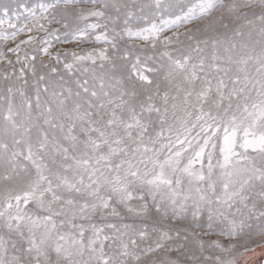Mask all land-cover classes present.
I'll use <instances>...</instances> for the list:
<instances>
[{
  "label": "snow or ice",
  "instance_id": "obj_1",
  "mask_svg": "<svg viewBox=\"0 0 264 264\" xmlns=\"http://www.w3.org/2000/svg\"><path fill=\"white\" fill-rule=\"evenodd\" d=\"M262 262L264 0H0V264Z\"/></svg>",
  "mask_w": 264,
  "mask_h": 264
},
{
  "label": "flooded vegetation",
  "instance_id": "obj_2",
  "mask_svg": "<svg viewBox=\"0 0 264 264\" xmlns=\"http://www.w3.org/2000/svg\"><path fill=\"white\" fill-rule=\"evenodd\" d=\"M262 264H264V262H262Z\"/></svg>",
  "mask_w": 264,
  "mask_h": 264
},
{
  "label": "rangeland",
  "instance_id": "obj_3",
  "mask_svg": "<svg viewBox=\"0 0 264 264\" xmlns=\"http://www.w3.org/2000/svg\"><path fill=\"white\" fill-rule=\"evenodd\" d=\"M257 251H259V249H257Z\"/></svg>",
  "mask_w": 264,
  "mask_h": 264
}]
</instances>
